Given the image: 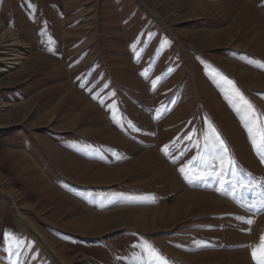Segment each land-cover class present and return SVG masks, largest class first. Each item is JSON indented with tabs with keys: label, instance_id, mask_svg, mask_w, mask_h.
I'll return each instance as SVG.
<instances>
[{
	"label": "rangeland",
	"instance_id": "obj_1",
	"mask_svg": "<svg viewBox=\"0 0 264 264\" xmlns=\"http://www.w3.org/2000/svg\"><path fill=\"white\" fill-rule=\"evenodd\" d=\"M9 61L0 264L264 257V0H0Z\"/></svg>",
	"mask_w": 264,
	"mask_h": 264
},
{
	"label": "bare ground",
	"instance_id": "obj_2",
	"mask_svg": "<svg viewBox=\"0 0 264 264\" xmlns=\"http://www.w3.org/2000/svg\"><path fill=\"white\" fill-rule=\"evenodd\" d=\"M20 58H22V57H20ZM14 59V58H13ZM19 59V58H18ZM11 60V59H10ZM16 60H17V58H16ZM18 61V60H17ZM17 61H9V62H5L6 64L3 66L4 68L3 69H1V71H0V73H3V72H6V71H10L11 69H13V68H15L19 63H21V62H17ZM24 63V62H23ZM22 65V64H21ZM137 214H139V212L138 213H129V212H127L126 214H125V216H127V217H135ZM86 215H88V214H86ZM90 216V215H89ZM137 217H139V215H137ZM112 218V217H111ZM111 220V219H110ZM88 222V221H87ZM86 222V223H87ZM85 223V224H86ZM87 225V224H86ZM85 226V225H84Z\"/></svg>",
	"mask_w": 264,
	"mask_h": 264
},
{
	"label": "snow or ice",
	"instance_id": "obj_3",
	"mask_svg": "<svg viewBox=\"0 0 264 264\" xmlns=\"http://www.w3.org/2000/svg\"><path fill=\"white\" fill-rule=\"evenodd\" d=\"M221 144H223V141H221ZM255 146V144H254ZM183 155V154H182ZM181 173H184L185 169L182 167L179 169ZM261 208L264 209V201L261 202ZM247 223H251V220L246 221ZM258 264H264V257H261L260 260H258Z\"/></svg>",
	"mask_w": 264,
	"mask_h": 264
}]
</instances>
